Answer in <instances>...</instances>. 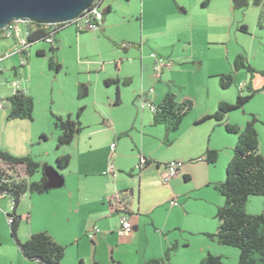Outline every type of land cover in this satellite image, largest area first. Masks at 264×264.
Returning <instances> with one entry per match:
<instances>
[{
	"label": "crops",
	"instance_id": "0c3cea01",
	"mask_svg": "<svg viewBox=\"0 0 264 264\" xmlns=\"http://www.w3.org/2000/svg\"><path fill=\"white\" fill-rule=\"evenodd\" d=\"M173 1L178 10H188L184 5L178 6L176 0ZM210 2L205 0L201 8L207 7ZM227 3H230L229 0ZM104 20L103 16L101 32L106 29ZM221 23L219 30L210 37L213 43L224 41V31L231 29L226 22ZM63 39L60 31L56 41L62 43ZM13 41L14 45L6 52L13 50L19 40L14 38ZM39 50L45 52L43 47ZM262 70L264 68L258 71ZM226 71L222 67L216 68L212 75ZM118 75L116 73V77H113L107 74L106 77L120 79ZM123 78H129L132 82L129 76ZM81 81L77 78L73 83V101L76 100V89ZM15 82L26 88L28 95L31 94L26 83L16 80L5 87V92L0 85V98L5 99L15 93ZM248 85L249 82L240 83L239 89L242 91ZM169 91L165 86L161 92L149 93L146 97L157 106ZM212 92L211 96L208 91L206 96L195 100L187 94L178 99L175 94L177 100L189 99L193 106L184 116L180 127L173 132L167 133L162 123L155 124L153 112L147 113L144 109H141L140 115L134 113L128 124L119 125L114 119L103 118L97 129L85 135L81 130L72 143L66 145L72 147L70 151L54 152V162L45 160L39 152H35L29 120L8 118L9 108L8 111L2 110L7 104L4 100L0 109V151L14 156H29L41 165L46 164L49 183L58 190L53 193L27 192L20 198L15 210L21 216L18 239L26 241L31 234L46 231L62 245L74 244L81 264H93V261L100 264H141L162 257L170 247L173 250L168 264H199L207 253L227 257V246L216 243L206 234L217 230L215 213L223 203V197L215 185L224 180L225 164L236 142V138L224 130L223 124L243 126L245 122L242 124V120L227 114L221 122L209 118L197 123L201 117L212 114L220 101L233 102L230 93H216L214 85ZM73 103L74 108L67 115L76 113L79 104ZM38 133L47 138L46 129L42 128ZM126 144H129L127 150ZM258 147L264 153L260 141ZM207 149L218 153L214 164L206 161ZM63 154L70 155L69 165L63 171L57 170L55 159ZM46 155H49L48 152ZM141 159L145 161L142 164ZM171 160L181 161L182 165L175 176L164 181L166 164ZM110 163L114 169L108 172ZM122 191L130 194L126 214L133 224V231L125 236L117 233L120 212L112 208L115 194ZM172 200L176 204L172 205ZM12 212L9 197H0V264H40L25 258L11 237L7 215ZM247 212L260 213L257 210ZM38 216L43 221L49 219L54 222L52 228L38 224ZM93 226H97L100 232L89 242L87 233Z\"/></svg>",
	"mask_w": 264,
	"mask_h": 264
},
{
	"label": "rangeland",
	"instance_id": "374dc122",
	"mask_svg": "<svg viewBox=\"0 0 264 264\" xmlns=\"http://www.w3.org/2000/svg\"><path fill=\"white\" fill-rule=\"evenodd\" d=\"M204 1L176 0L178 6L188 8L182 12L175 7L173 0H104L101 9L108 3L111 6V11L104 15L105 31L84 29L77 33L75 24L68 22L61 30L64 39L54 45V50H50V43L38 40L29 46L24 64L18 54L4 58L0 63L1 90L5 92L6 86L18 80L26 83L31 92L34 105L28 127L32 132L35 152L54 162V152L72 149L71 146L56 147L60 132L54 126V116L66 118L67 112L74 108L73 102L79 104L77 109L83 106L79 121L85 135L97 129L103 118L114 119L119 125L128 124L134 113L140 115L141 95L150 89L151 93H159L162 87L167 86L178 99L187 94L195 100L206 96L208 91L211 96L214 85L216 93H230L234 102L240 83L247 82L251 89L244 88L241 94L253 93L252 97L242 108L228 114L242 120V124L251 114L257 117L255 127L264 151V75L258 71L264 68V16L259 18L261 8L250 4L235 10L232 0H229L230 3H227L228 0H211L207 7L201 8ZM221 21L230 25L231 29L224 31V41L213 43L210 37L219 30ZM16 24L23 32L25 22ZM241 26H246L245 32L240 31ZM13 45L12 38H1L0 55ZM41 47L45 52L38 55L37 50ZM158 50L172 63L170 67L163 68L160 77L154 72L155 60L150 56V52L157 53ZM239 54L247 64L257 69L251 72L240 68L235 71L233 62ZM221 67L228 70L226 73L234 72L235 78L229 88L222 90L218 76L212 75L214 69ZM116 73L120 78L119 104H114L116 85H105L103 82L110 78L106 77L107 74L116 77ZM125 76L131 77L132 82L123 84ZM77 78L88 85L89 91L86 97L78 99L76 89V100L73 101L71 89ZM8 108L6 104L2 110L8 111ZM144 110L151 113L148 108ZM75 116L74 113L72 118ZM42 128L47 130V138L39 135ZM232 135L237 140V136ZM128 147L129 144H126L125 149ZM231 156L232 150L229 159ZM41 173L38 170L32 178L38 180ZM49 186L50 193L58 191L52 183ZM246 209L262 212V197L251 196L246 202ZM36 222L51 228L54 223L49 219L43 221L41 216L36 217ZM87 240L90 242L89 238ZM64 246L61 264H80L76 246ZM226 249L229 253H225L227 257L223 258L225 264H237L238 249L232 246Z\"/></svg>",
	"mask_w": 264,
	"mask_h": 264
},
{
	"label": "trees",
	"instance_id": "16d2710c",
	"mask_svg": "<svg viewBox=\"0 0 264 264\" xmlns=\"http://www.w3.org/2000/svg\"><path fill=\"white\" fill-rule=\"evenodd\" d=\"M250 4L259 6V18L264 16V0H232L234 9H242ZM204 5V3H203ZM110 6L103 9V16L110 12ZM24 28L27 31L26 40L31 45L35 41L43 40L52 35L53 43L50 50H54L56 35L65 28V24H38L25 22ZM0 30V35H2ZM83 30L76 28L79 33ZM240 31L245 32L246 26H241ZM2 38H5L2 36ZM38 55L44 52L37 51ZM26 59V56H25ZM246 68L248 71H255L245 62V58L239 54L233 62L235 71ZM1 72V71H0ZM264 75V70L259 71ZM218 82L221 89L229 88L235 78L234 72L218 74ZM105 85L115 84L114 104L120 103V92L118 78H106ZM123 84H129L130 79L125 78ZM248 89L249 85L247 86ZM246 88V89H247ZM88 85L79 83L77 86V98L82 99L88 94ZM238 91L234 102L220 101L216 110L212 114L201 117L197 123H201L209 118L218 122L224 120L225 116L233 110L242 108L252 97L253 93L241 94ZM9 107L8 118L32 119L33 99L30 95L17 91L3 99ZM193 102L189 99L177 100L176 95L167 92L161 102L155 106L153 112V122L162 123L166 127L167 133L173 132L180 127L184 116L190 111ZM83 106L79 107L75 113V118L67 115L66 118L54 116V126L59 130L56 147L66 146L72 143L75 136L82 130L79 117ZM257 117L251 114L243 126L237 124L224 123L223 127L227 133L235 134L237 140L232 148V156L225 166V178L215 185L216 190L222 195L223 203L217 207L215 218L217 220V230L214 233L206 234L211 240L223 246H232L238 249L237 264H264V153L259 151L258 132L255 127ZM216 150L207 149L205 151L206 161L214 164L217 161ZM146 160V159H145ZM0 161L9 166L11 170L21 168L25 177L16 180L8 173V169L0 168V197H11L14 201L12 212L13 221L9 224L10 235L22 255L29 260H36L40 264H61L64 256L65 246L56 242L46 231L35 232L26 241H20L17 237V229L21 216L15 210L20 198L25 193H44L50 190L48 187V177L45 173L46 164H40L29 156H14L8 152L0 151ZM70 162V155L63 154L55 159V169L63 170ZM41 170L38 180H31L32 175ZM251 196H261L263 199L262 212L251 214L247 212L246 202ZM119 212V211H117ZM173 247L165 251L162 257L149 259L141 264H168ZM81 264V263H80ZM93 264H100L93 261ZM199 264H225L219 255L207 253L203 256Z\"/></svg>",
	"mask_w": 264,
	"mask_h": 264
},
{
	"label": "built area",
	"instance_id": "2783aa9c",
	"mask_svg": "<svg viewBox=\"0 0 264 264\" xmlns=\"http://www.w3.org/2000/svg\"><path fill=\"white\" fill-rule=\"evenodd\" d=\"M104 0H94L92 5L86 9L85 11L82 12V14L73 19L72 21H69V23H74L76 28L79 30H92V31H98L101 29V22L103 19V9H101L102 4ZM17 22H12L9 24L7 27L2 29V36L5 38H15L18 39V44L14 47L13 50L6 52L5 54L0 55V63L4 58L10 57L12 54H18L21 58L22 64L25 63L24 59L25 56L27 57V50L30 46V44L26 40V34L27 31L24 28V31L22 32L17 24ZM68 23V22H66ZM60 24V23H57ZM65 24V23H62ZM46 43H53V36L50 35L45 39ZM150 56L154 58V72L157 77H160L161 72L163 71V68L165 67H170L172 65L171 61L168 59H165L161 55L152 52L150 53ZM1 71V68H0ZM15 85V92L17 91H22L24 94H27V90L24 87H21L18 82L14 83ZM152 89L149 90L148 93H143L141 95L142 103H141V109L148 108L150 111L154 112L156 107L155 105L147 99V94L151 93ZM3 99L0 98V109L3 107ZM114 149V145H111V150ZM144 159H141L140 163H144ZM182 165L181 161L177 160H171L166 164V170L163 174V180L168 181L171 177L175 176L180 167ZM0 168L1 169H8V173H10L14 179L20 180L25 177L24 172L22 171L21 168H17L15 170H11L7 164L4 162L0 161ZM114 166L113 164H109L108 166V172L113 171ZM9 197V196H7ZM129 198L130 194L128 191H122V192H117L114 196V201L112 203V208L114 211H119L120 216L118 219L119 227L117 230V233L119 236H125L130 234L133 231V224L130 220V218L127 216V212L129 211ZM10 199V204H11V210L13 211L14 208V201L11 197ZM171 204H176L175 200L171 201ZM7 221L10 224L13 221V216L12 213L7 215ZM100 232V229L97 226H93L87 233V236L89 239L93 240L95 234Z\"/></svg>",
	"mask_w": 264,
	"mask_h": 264
},
{
	"label": "water",
	"instance_id": "95a60500",
	"mask_svg": "<svg viewBox=\"0 0 264 264\" xmlns=\"http://www.w3.org/2000/svg\"><path fill=\"white\" fill-rule=\"evenodd\" d=\"M93 2L94 0H0V30L19 21L66 23L79 17ZM48 187L50 188L49 181Z\"/></svg>",
	"mask_w": 264,
	"mask_h": 264
}]
</instances>
